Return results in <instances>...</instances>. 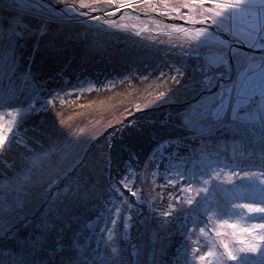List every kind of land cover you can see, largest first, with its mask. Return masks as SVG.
<instances>
[{"label": "trees", "instance_id": "trees-1", "mask_svg": "<svg viewBox=\"0 0 264 264\" xmlns=\"http://www.w3.org/2000/svg\"><path fill=\"white\" fill-rule=\"evenodd\" d=\"M42 1L47 2V0ZM54 1L56 0L51 3ZM3 2L0 3L2 5L0 7V106H7V102L17 97L21 90L27 89L34 94V97H38V101H42L41 104L44 103L43 94L53 93L52 95H54L62 90L66 91V95L61 97L69 98L68 103L78 97L83 99L82 103L86 100L88 102L95 96L100 99L101 104L94 103L85 108H73L82 111V113L79 114L78 111L77 117L74 116L75 119L65 122L72 125L70 132L63 131L66 128L64 124L54 131H49L50 126H47L48 131L45 133L42 134L41 132L44 130H39L40 138L34 136L27 138V140L33 139L38 145L41 143L42 148L39 151L33 150L34 146L31 141L25 140L22 145L19 142L17 145H12L7 152H0L5 160L0 171V206L3 208L0 218L5 224L4 230L0 231V264H94L92 261L96 257L91 254L96 247L99 248L97 264L135 263L134 257L131 256V250L127 252L129 254L126 256H120V262L115 258L112 259L110 250L101 237V231L97 229L101 220L108 219V217L110 219V216L112 218L117 214L118 207V211L126 213L129 207H134L133 204H137L136 197L131 196L127 190L124 193L132 198L125 196L124 193L121 194V192H118L117 195L112 194L114 190L107 193L104 189H102L105 191L103 195L99 196V191H97L96 202L98 204L91 208L89 213L78 218L74 239L62 238L61 227L55 229L50 237L35 232L38 229L32 228V226L38 217L34 216L39 211L44 212L45 209H42L44 204L34 213V216H28L34 209V203L38 202L39 204L44 195L43 187H40L42 183L36 184V179L42 177L41 173H35V171L43 166L48 167L53 161L56 164V159L50 162L51 158L44 154L47 152L44 149L47 144L46 138L50 139L52 136L61 135L57 144L52 141L55 146L52 147L54 150L59 148L60 143H64L70 138L75 126L82 131L78 126L81 122L79 118H83V121L86 120L84 125L88 126L99 121L97 120L99 118L108 121L116 115H122L121 121L126 122L125 118L129 115V110L138 116V120L152 119L154 123L146 122L143 130L141 129V134L135 136L137 140L131 144L128 143L125 147L120 148V142L128 139L126 137L128 134L117 131L120 122L104 128L103 135L101 134L102 136L97 138L108 140L113 137L111 146H108L109 149L106 148L113 168L114 166L117 167V170L121 168L119 173H124L121 171L125 169L128 170V173H140L139 179L135 174L132 183H129L131 179L127 181L132 190L142 186V176L148 168L151 170L152 167L153 170L151 155L156 148L150 149V142L159 143L163 139L173 138L176 140L179 138L177 140L178 150L174 158H179L178 160L182 162L181 166L186 177L195 178V182L192 184L196 186V189L203 185L209 189L206 199L204 194L198 200L194 199L191 206L185 203L186 212L192 220L196 221L199 215L203 214L202 210L208 208L211 210L207 214L211 213L213 217L216 216V219L210 220L208 227L203 232L196 228L187 232V225L191 223V220L177 215L171 224H176L179 228L175 230L173 241L169 243L170 251H174L172 255L175 259L173 261L171 255H167L168 259H164L163 263L187 264L190 262V258L192 261L198 260L197 255L201 254L203 249L202 251H197V249L211 245L219 225L220 221L217 219L215 209L223 208L227 212L230 210L231 204L241 203L245 195L251 192L250 187L247 186L245 188L239 186L232 188L231 186L229 189L224 187L221 178L216 173L219 170L220 162H224L221 164L233 162L235 166L256 170L258 176H260L261 170H264V134L258 138L252 136L244 138L243 136L256 132L257 129L253 126L220 120H211L213 123L207 125L210 121L208 120L204 123L203 130H200L199 127L194 130L182 122L183 117L192 109V104L198 101L197 96L207 92L202 86L204 73L200 70L201 66L208 70V75H213L222 69V67H214L205 60L213 52L198 50L199 58H197L191 54L190 50L193 47L174 41L172 39L176 38L172 36L174 34L168 33L163 26L159 25L164 22L161 23L156 19L154 21L158 24L152 28L145 27L140 35H136L133 28L117 29L115 24L120 19L117 18L109 19L101 25L75 24L73 31H78H74V38L65 37L62 30L66 27V23H57L58 25L55 24L56 27L53 29L50 26L47 27V22L51 23V21L26 13L28 11L34 13V11L26 10L19 4L20 2ZM85 2L92 4V0H85ZM76 4L79 12L91 9L80 8L79 0L76 1ZM94 5L101 6L102 4H93L92 7ZM132 18L137 20L135 22L137 25H140L143 20L137 17ZM41 23H45L44 26ZM42 26L46 28L47 35L45 36H40L34 30L35 28L36 30L41 29ZM6 56L8 61H6ZM83 89L86 90V93ZM76 90H79L78 95H75ZM148 91L154 95L159 94V96L178 92L185 97V100L181 104L167 102L151 107L142 106L141 103L133 104L134 95L146 94ZM93 93L95 94L91 96ZM197 93L199 94L196 95ZM126 98L128 100L123 102ZM167 114V117L170 115L171 119L166 126L162 127L155 122L163 116L166 117ZM150 115L153 117L149 118ZM91 134L84 130L83 133L73 135L70 142L73 138H78L79 142L80 136L86 138ZM235 134L242 136L234 137ZM122 138L124 139L121 140ZM117 142L120 150L117 148ZM208 145L215 146L216 149L226 153L227 157L216 149L207 148ZM67 148L70 151L73 146L68 144ZM160 158L162 159V157ZM168 160L169 156H165L164 162ZM207 163L209 164V173L205 171ZM55 164L51 165L53 168H46L44 171L58 170L59 166ZM238 171L235 170L230 174L233 175ZM45 172L43 175L47 174ZM189 173H192L193 177L188 176ZM116 178L119 180L120 177ZM205 178L209 179L208 185L204 184ZM183 184L187 185V180ZM245 190L248 192L244 193ZM110 197L114 198L111 204H109ZM116 201H122V203L117 205ZM175 202L176 200L168 197V202L163 209L168 210ZM91 204L93 203H88V206L90 207ZM236 210L245 209H231L233 213ZM207 214H203V217L206 218ZM232 216L226 215L225 218L229 219ZM20 224L22 225L20 226ZM136 224L138 223L136 222ZM139 224L141 225V222ZM55 234V239L50 241L49 239ZM231 237L237 239L236 235L232 234L228 239L230 240ZM239 238L242 237L239 236ZM237 244L239 245V243ZM214 245L216 246V243H213ZM232 245L234 244L232 243ZM221 249L223 250V248ZM183 253L184 255H182ZM252 259H255V256Z\"/></svg>", "mask_w": 264, "mask_h": 264}, {"label": "rangeland", "instance_id": "rangeland-1", "mask_svg": "<svg viewBox=\"0 0 264 264\" xmlns=\"http://www.w3.org/2000/svg\"><path fill=\"white\" fill-rule=\"evenodd\" d=\"M3 1L20 2V0ZM3 1L0 0V3H4ZM51 1L53 0H47V2L39 0V3H42L45 6L43 8L30 3V0H25L24 3L20 2L19 4H21L22 7L24 6L26 10L34 11V13H32L31 11H28L26 13L32 14L34 17L42 19L44 18L48 21H51V23L47 22V27L50 26L54 29L56 27L55 24L66 23V27H64L62 30V34L65 37L74 38V31H78H73V26L75 24L92 23L101 25L109 20L103 19L100 12H98L97 14L90 13L92 11L91 9L85 12L89 13V16H78L77 13H81L79 12L80 10L76 4V1L78 0H56L54 1V3H51ZM124 2L125 5L130 4V7L133 9L151 10L166 17H180L181 19L190 21L194 24L207 20L216 21L217 23H219V21L227 16L228 12L231 11V9L226 8L221 12V16L218 17L215 15V13L221 11L220 9L215 8L211 4H205L203 6L193 5L191 3V0H124ZM101 4V6L94 5L93 7L97 9H103V11L105 12L112 11L114 13H117L118 9L121 7L120 0H117V3L113 5H106L103 3ZM252 4L254 5V7L252 8V12L254 15L252 17L236 15L231 20H225L223 26L221 27V29H223L231 37H233V34H236L241 40L244 41V43L236 45L248 46V44L251 42L248 36V33L251 31V29L248 27L249 21L256 19V13H259L262 17H264V0H252ZM185 5H187V7H185ZM1 6L2 5H0V7ZM53 7L59 10L54 11ZM5 8L8 7L5 6ZM73 8L76 9L75 13L71 11V9ZM91 16H100L101 19L92 20L90 19ZM132 17H137L143 20L141 21L140 25H137L135 24L137 20ZM189 17H191L190 20ZM117 18H120L119 21H117L115 24V27L117 29L123 30L125 28H133V31H135L136 35H140L145 27L152 28L156 24H158V22L154 21L156 18L153 19L152 17L146 16L140 17L127 11H123L120 15L110 19ZM161 23L162 24L159 25L161 27L163 26V28L168 31V33L174 34L172 36L176 37L177 39H172L177 43L181 45H190L197 50H210L213 52L211 56L205 58V60L208 61V63H211V65H214V67H222L219 72L226 71V74L223 76L222 80L217 79L213 81V83L216 84L217 87H214L211 90V93H216L217 99H219V93L224 91L225 89H233L234 87L238 88L242 75L247 74L252 78L258 77L260 80L264 81V55H254V53L248 52L238 47L240 51L235 59H233L231 55H228L224 62L220 63L221 53L226 52L227 49L232 45V43L235 42H229L227 39L215 35L211 30L207 28H205L207 30L205 31L203 36H197L196 33L201 28H196L193 30L174 22L161 21ZM41 24H43L44 26L45 23ZM180 28H183L185 30L180 31ZM34 30L39 33L40 36L42 35L40 29L36 30L35 28ZM45 35H47V33L43 34L42 36ZM216 50L217 52L215 53ZM6 61H8L7 56ZM28 90L29 89L21 90L17 97L7 102V106H0V126L3 127L5 135L11 142V147L12 145H17V143L19 142L20 145H22L26 140L31 141L32 145L34 146V148H32L33 150L35 149L39 151V149L42 148V146L40 145L41 143H39L38 145L37 142L33 139L27 140V138H29L30 136L40 138L39 135L41 134L39 130H44V132H41L43 134L48 131L47 126H50L49 131H54L64 124L66 128H64L63 131L67 130L68 132H70L72 129V125H68L65 122H68L77 117L76 115L79 110L74 109H77L79 107H89L94 103L101 104L100 99L95 96L92 97V99L88 102L86 100L82 103L83 99L78 97L76 100L68 103L70 100L69 98L61 97L66 95L65 90L59 91L54 95H52L53 93L43 94L44 103L41 104L42 101H38V97H34V94L29 92ZM83 90L86 93V90ZM78 92L79 90H76L75 95H78ZM207 92L200 95H198L199 93L196 94L198 95V101L192 104V109L190 110V112L198 109L202 104L209 103L211 97L210 93ZM94 94L95 93L91 94V96H93ZM53 96H55V99L50 105L47 106V110H45V102L51 99ZM168 97L171 98L168 99ZM248 97V99H244L243 96L238 98L235 91L231 92L224 99L223 108L220 110L219 117H209L208 119H206L205 123L208 122V120L210 121L207 123V125L213 123L211 120H220L223 122L234 121L238 122L239 124L253 126L257 129L256 132L244 134V138H249V136L257 138L263 136L264 95H261L260 92H257L255 98H253L252 93H249ZM126 100H128V98H126L123 102H125ZM184 100L185 97L178 92H170L166 95L159 96V94L154 95L153 93H151V91H148L146 94L139 93L137 96L134 95L133 104L141 103L142 106L151 107L160 106L161 104L167 102L181 104ZM80 103L82 104L80 105ZM249 105H254L255 109L250 112L247 111ZM21 108L25 109L26 111H24L22 114H17V110ZM81 113L82 111H79V114ZM167 116L168 114L166 115V117L163 116L161 119L157 121L155 120V122L164 127L168 123H170L171 117L170 115L169 117ZM122 117V115H116L108 121L104 120L103 118H99L97 119L99 121L95 122L91 126L84 125L86 123V120L83 121V118H79L81 119V122L78 124V126L81 127L82 131H80L74 125V131L72 132L70 138L64 143H60L58 145L59 148H55L54 150L52 149V147L55 146L53 145L52 141L54 142V144H57V142L61 139V135L52 136L50 137V139L48 137L46 138L47 144L45 148H43L46 149L47 152L44 154L51 158L50 162L53 159H56V164L53 161L51 162V164H49L48 167L43 166L35 171V173H41L40 176L42 177L36 179V184L39 185L42 183L40 187H43L44 195L39 204L38 202L34 203V209L30 212V214H28V216H34V213L38 209H40L43 204L45 205L42 207V209H45L44 212L41 213V211H39L34 216L38 217L36 220H34V226H32V228L38 229L37 231H35L36 233L47 235V237H50L54 233L53 231L55 229H60L61 227L60 235L62 238L74 239L77 232L76 227L79 222L78 218L89 213L90 209L98 204V202H96V192L99 191V196L103 195V193L105 192L102 191V189L106 190L107 193H110L111 190H114L112 194L116 195L118 194V192H120L115 187H109L111 183L109 178L110 174L114 178L123 175V173H119L121 168H119L118 170L116 166H114L113 168L111 162L112 160L109 157V153L107 150V148L109 149L108 146H111L112 144L113 137L108 138V140H100L98 139V136L103 133V131L105 130L104 128H106L107 126L109 127L115 125V123H119L122 120ZM148 117H153V115H150ZM146 122L150 124L154 123L152 119H142L138 121L140 125L138 129H125L123 132H121L123 134L127 133L128 136L126 137H128V139L125 138V141L120 142V148L123 146L125 147L126 145H128V143L131 144L132 142L137 140L135 136L141 134L143 130L142 128H144ZM189 127L193 129L192 126ZM89 128L92 129L89 130ZM84 130H86V133L90 132V134H92L86 138L80 136L81 142H78V138H73L70 142V139L73 135L83 133ZM236 136L240 135L235 134L234 137ZM123 139L124 138H122L121 140ZM178 139H163L159 143L153 141L150 142V149H152V147L156 148V150L151 155V164H153V170L152 167L150 168L151 170H148V168L143 176L141 175L143 177L142 186L133 189L134 191L137 189L140 190L139 199L136 197L137 204H133L134 207H129L128 212L126 213L125 211L121 213V210H117V214L112 217V219L115 221L114 224H109V217L108 219L104 218L98 224L97 229L98 231H101V237L105 241L104 243L107 245V248H109L112 259L115 258L120 262V256H126L127 254H129L127 252L131 250V256H133L135 260L134 264H164V259L167 260L168 256L170 255L172 260L174 261L175 258L172 255L174 251H170L171 249L169 248V243L173 241L172 237L176 232L175 230H178L179 227L176 224H171V221L174 218H177V215L181 218L184 216L186 219L191 220V223L187 225V232L193 229L192 223L194 220H192L189 214L186 212L187 210L185 207V203L189 199H192L193 201L198 200L201 196L204 195V193H200L199 195H197L196 186H193V184H191L190 186L192 191H181L182 186L189 187V184L182 185L180 180H177L174 185L172 183H169L170 179H173L179 174H183L184 176H186L185 171L181 166L182 162L178 160L179 158H174V156L176 155V151L178 150ZM165 142L171 144L172 146H160ZM68 144H71L73 146V149H70V151L67 150ZM118 146L119 143L117 142V148ZM207 148L216 149V147L213 145H208ZM220 152L225 157H227L226 153H223L222 151ZM154 155L155 159H153ZM165 156H169V160L167 162H164ZM160 157H162V159ZM4 162V157L0 153V171L3 168ZM221 163L224 162H220L219 170H217L216 173H218V176L221 178L223 186L227 189H229L231 186L232 188H237L238 186L240 188H245V185H247L246 181H240L235 173L233 175L230 174L235 170L245 168L240 167L239 165L235 166L233 162H229L230 164ZM53 164H58L59 169L54 171L50 169L47 172L44 171L46 168H53L51 167V165ZM208 167L209 164L207 163V166L205 168V171L207 173H209ZM44 172L47 174L43 175ZM121 172L124 171L122 170ZM69 173H71V175H69ZM135 174L139 179L140 173H128V180L131 179L129 183L133 182ZM188 176L193 177L192 173H189ZM201 187L207 186L203 185ZM247 192L248 191L246 190L244 191V193ZM250 194L247 193L241 203L246 202L251 197ZM225 195L226 194L224 192V196ZM125 196L127 195L125 194ZM168 197L170 199L176 200V202L173 206H171V209H173V211L169 213L167 218H165L164 214L166 212H169V209L165 210L163 208L168 202ZM141 200L143 201L142 203L140 202ZM88 203L93 204H91L89 207ZM186 205L188 204L186 203ZM140 216L141 218H139ZM157 216L158 218H156ZM203 216V214H200L199 218L196 219L197 222L195 228L198 231H200V227H203L204 229L207 228L210 220L213 221L214 219H216V216L213 217L211 213H208L206 218H204ZM247 216L248 213L246 210H236L233 216L228 219V223L237 224V239H234L232 237L230 240L228 239L230 234L233 233V229L229 228L227 224H224L223 227H219V225L223 224V221L219 220L220 222L218 227L216 228L215 226V236L211 241V245L209 244L208 246L200 248L203 249V251L212 248L214 249V251L220 253L223 251L221 249L222 246L220 243L222 240L229 243L230 247H239V245L237 244L238 240L240 239L239 236H247L246 233L242 234L240 232V229L244 226H247L249 223ZM161 221H163V223H161ZM136 222L138 224H136ZM139 222H141V225L139 224ZM21 225L22 224H20V226ZM217 233L220 234L218 235ZM55 237L56 234L49 240L51 241L55 239ZM213 243H216V246H213ZM232 243L234 245L231 246ZM93 250L94 251L92 252L91 256L96 258H93L92 262H94V264H97L99 262L97 259L99 255V248L96 247ZM203 251L199 255H202ZM182 255H184V253ZM199 255H197V257ZM214 259V257H210L209 260L200 262L198 260L192 261V258H190V262H188L187 264H209V261ZM225 264H232V262H225Z\"/></svg>", "mask_w": 264, "mask_h": 264}, {"label": "snow or ice", "instance_id": "snow-or-ice-1", "mask_svg": "<svg viewBox=\"0 0 264 264\" xmlns=\"http://www.w3.org/2000/svg\"><path fill=\"white\" fill-rule=\"evenodd\" d=\"M21 3H24L25 0H20ZM30 3L37 5L38 7H45L42 3H39V0H30ZM106 4V5H113L117 3V0H92V4L86 3L85 0H80L79 7L80 8H91L92 12L96 11H103V9H97L95 7H92L93 4ZM191 3L193 5H205V4H211L217 9H220L221 11H218L215 13L216 16H221V12L228 8L231 9L230 12H228L227 16H225L223 19L217 23L216 21H212V26L216 28H221L224 24L225 20H231L236 15L241 16H248L252 17L254 14L252 12V8L254 5L252 4V0H191ZM121 6H131L130 4L125 5L124 0H120ZM187 7V5H185ZM54 11H58L59 9H56L53 7ZM73 13L76 12V9H71ZM106 15H114L115 13L112 11L106 12ZM179 14V13H178ZM78 16H89V13L81 12L77 13ZM256 19L250 20L248 27L251 29V31L248 33V36L251 40V42L248 44L249 47L260 50L261 52H264V17H262L259 13H256ZM90 19L92 20H100V16H91ZM191 17H189V20ZM187 22V21H185ZM207 21H201L200 23H206ZM180 31H184L185 29L180 28ZM207 29L201 28L197 31V36H203L205 31ZM41 34H45L46 28L43 26L40 29ZM233 40L235 41L234 44H232L226 52L221 53L220 56V63H223L224 60L228 55H231L233 59H235L240 49L236 47V44H242L244 43L243 40L239 38L238 35L233 34ZM227 43V42H222ZM53 47L55 45L53 44ZM191 54L199 58V52L196 48H193L190 50ZM201 72L204 73L202 86L203 88L210 93V101L207 104H202L198 109H195L192 112L187 113L183 117V121L185 123V126H192L195 130L197 127H199L200 130H203L205 120L209 117H215L218 118L220 114V110L223 108L224 99L226 96H228L231 92L235 91L236 96L240 98L243 96L244 99H248V94L252 93L253 98H255V95L257 92H260L261 95H264V81L257 78H252L248 76L247 74L242 75L240 78V83L238 88L234 87L233 89H225L224 91L219 93V99H217L216 93H211V89L213 87H217L216 84L213 83L214 80H222L223 76L226 74L225 72H216L214 75H208L207 69L203 66H201ZM179 83V81H177ZM163 95V94H161ZM171 97H168L170 99ZM55 99V96H53L51 99L47 100L44 105V109L47 110V106L50 105L53 100ZM25 109L21 108L17 110V114H22ZM11 114V113H10ZM138 116H135L134 113L129 110V115L125 118V121H120V127L117 129L119 132H123L125 129H138L140 127L138 123ZM160 146L163 147H171V144L164 143ZM11 147V142L8 140L7 136L5 135L4 129L2 126H0V152H7L8 149ZM159 147V146H158ZM153 159H155V155L153 156ZM110 167V164H109ZM238 177V179L242 182H247V187H250L251 189V197L243 203H233L230 205V210L225 211L223 208H216L215 211L217 213V219L222 220L223 224L219 225V227H223L224 224H227V226L231 229H233L232 235H236V229L237 224L235 223H228V219L225 218V216H231L234 213L231 211V209H245L248 213L247 219L249 221L247 226H244L240 229V232L246 233V237H242L238 240V243L240 247H230L229 243L224 242L223 240L220 242L221 246L223 248V251L220 253H217L214 251V249L209 248L206 251H203L202 255H199L197 257L198 261L203 262L206 260H209L210 257H214V260L209 261V264H225V262H232V264H264V170H261L260 176L257 175L256 170H249V169H240L238 172L235 173ZM110 185L109 187H115L117 190L121 192V194L124 193L125 190L129 191L131 193V196L137 197L139 199V189L132 190L127 183L128 181V170L125 169L123 175L120 176L119 180L112 177L110 174ZM177 180H180L182 185L185 180H187L189 187H181V191H192L191 184L195 182V178H189L184 176L183 174H179L175 176L173 179L169 180V183H172L173 185L176 183ZM204 184H209V179H204ZM209 192L208 187H198L196 189L197 195L200 193L205 194V199L207 198V194ZM127 199V197H124ZM114 198H109V204L112 203ZM143 202L142 200L140 201ZM122 203V201H116V204ZM186 203L191 206L193 204V200L189 199L186 201ZM118 210V209H117ZM211 209L204 208L203 214H207L208 211ZM3 211L2 206H0V212ZM173 209L171 207L169 208V212H166L165 218L169 215L170 212H172ZM115 221L111 218L109 219V224H114ZM163 223V221H161ZM196 227V221H193L192 228ZM5 228V224L3 222V219L0 218V231H3ZM201 232L204 231L203 227H200L199 229ZM218 235L220 233H217ZM187 235V234H186ZM197 251H202V249H197ZM255 256V259H252V257Z\"/></svg>", "mask_w": 264, "mask_h": 264}, {"label": "water", "instance_id": "water-1", "mask_svg": "<svg viewBox=\"0 0 264 264\" xmlns=\"http://www.w3.org/2000/svg\"><path fill=\"white\" fill-rule=\"evenodd\" d=\"M123 11H127V12H130V13H133L137 16H140V17H152V18H156L158 20H161V21H165V22H174V23H177V24H180L182 26H185L186 28H190V29H196V28H207L209 30L212 31V33H214L215 35L217 36H220L224 39H227L229 42H235L233 40V37H231L229 34H227L223 29L221 28H216V27H213L212 26V21L211 20H207L206 23H192L190 21H187L185 22L186 20H183L181 19L180 17H166V16H163V15H160V14H157L155 13L154 11H151V10H138V9H133L131 7H127V6H121L119 9H118V12L115 13L114 15H106L105 11H96V12H90L92 14H97L98 12H100V14L102 15V18L103 19H110V18H113V17H116L118 15H120ZM234 44V43H232ZM237 47L241 48V49H244L248 52H252L254 54H264V52H261L260 50H254L246 45H236Z\"/></svg>", "mask_w": 264, "mask_h": 264}, {"label": "built area", "instance_id": "built-area-1", "mask_svg": "<svg viewBox=\"0 0 264 264\" xmlns=\"http://www.w3.org/2000/svg\"><path fill=\"white\" fill-rule=\"evenodd\" d=\"M255 109V107H254V105H251V106H249L248 108H247V111H253Z\"/></svg>", "mask_w": 264, "mask_h": 264}, {"label": "flooded vegetation", "instance_id": "flooded-vegetation-1", "mask_svg": "<svg viewBox=\"0 0 264 264\" xmlns=\"http://www.w3.org/2000/svg\"><path fill=\"white\" fill-rule=\"evenodd\" d=\"M254 55H264V54H254Z\"/></svg>", "mask_w": 264, "mask_h": 264}]
</instances>
